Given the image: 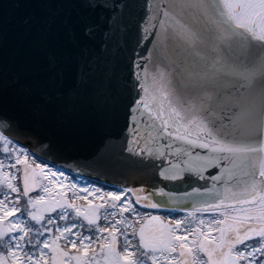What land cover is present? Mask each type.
<instances>
[{
  "label": "snow or ice",
  "instance_id": "6c2138e0",
  "mask_svg": "<svg viewBox=\"0 0 264 264\" xmlns=\"http://www.w3.org/2000/svg\"><path fill=\"white\" fill-rule=\"evenodd\" d=\"M76 2L101 10L100 23L84 21L83 35L95 39L106 23L101 49L111 43L123 58L106 73L107 85H115L107 98L125 119L119 150L160 180L109 191L80 185L71 177L77 158L30 152L27 140L37 137L0 95V264H264V130L242 106L227 126L202 102L186 107L155 63L168 57L169 42L184 52L222 34L264 47V0ZM64 25L74 37L67 19ZM83 51L81 83L95 71V58ZM5 72L0 63V85ZM199 181L212 186H192ZM189 201L183 219L141 211L179 210ZM203 213L211 215L198 219ZM143 222L155 227L146 230Z\"/></svg>",
  "mask_w": 264,
  "mask_h": 264
},
{
  "label": "water",
  "instance_id": "95a60500",
  "mask_svg": "<svg viewBox=\"0 0 264 264\" xmlns=\"http://www.w3.org/2000/svg\"><path fill=\"white\" fill-rule=\"evenodd\" d=\"M100 12L76 0L47 6L39 0H0V63L6 70L0 95L7 110L37 137L27 140L36 156L75 157L79 167L73 164L74 174L111 185L148 188L160 178L121 154L125 119L106 94V89L113 94L115 90L114 84L106 83L108 68L122 66L123 58L113 54L111 43L107 52L101 49L106 23L95 39L83 35L84 21L100 23ZM192 18L186 17L190 22ZM84 49L87 59L95 58V71L81 83L77 67ZM167 50L168 57H157L155 63L168 73L171 90L186 107L202 102L227 126L226 118L242 106L253 126L264 130V47L222 34L215 42H202L184 52L174 50L169 42ZM50 57L56 60L55 68ZM216 127L221 129L220 123ZM45 141L50 148L44 147ZM65 163L72 162L58 161ZM201 185L205 182L192 186ZM205 186L211 187V181ZM192 203L181 208H192Z\"/></svg>",
  "mask_w": 264,
  "mask_h": 264
},
{
  "label": "trees",
  "instance_id": "16d2710c",
  "mask_svg": "<svg viewBox=\"0 0 264 264\" xmlns=\"http://www.w3.org/2000/svg\"><path fill=\"white\" fill-rule=\"evenodd\" d=\"M30 159L34 158L32 157L31 155L29 156ZM40 162V161H38ZM71 177H76L77 178V182L80 184V185H90V186H93V187H101L103 188L104 191H109V190H115L119 187L115 186V185H111V184H107V183H103V182H100V181H96V180H92V179H89V178H86V177H83L81 175H78V174H74V173H71ZM70 177V178H71ZM145 216H149L150 214L152 213H156V214H160L162 215L163 217H166V214L168 213V210H163V209H158V210H152V209H142L141 210ZM171 211V210H170ZM174 212V211H173ZM171 213V212H170ZM175 213H178V212H174ZM177 215V214H175ZM210 215H198V219L199 218H206ZM190 219V218H189ZM101 224L103 225V221H101ZM139 224L137 225V228H139Z\"/></svg>",
  "mask_w": 264,
  "mask_h": 264
},
{
  "label": "rangeland",
  "instance_id": "374dc122",
  "mask_svg": "<svg viewBox=\"0 0 264 264\" xmlns=\"http://www.w3.org/2000/svg\"><path fill=\"white\" fill-rule=\"evenodd\" d=\"M187 212H189V211H179V213H175V214H177V215H175L173 211H168V213L166 214V217H163L162 215L156 214V213H152L149 216H151V215H159V216H162L165 220H176V219H183ZM143 223H144V227L146 228V230L155 227L154 224H148L146 222H143Z\"/></svg>",
  "mask_w": 264,
  "mask_h": 264
},
{
  "label": "bare ground",
  "instance_id": "6f19581e",
  "mask_svg": "<svg viewBox=\"0 0 264 264\" xmlns=\"http://www.w3.org/2000/svg\"><path fill=\"white\" fill-rule=\"evenodd\" d=\"M115 186H117V187H122V185H115ZM163 210H168V211H174V212H178L179 213V211H192V208H180L179 210H175V209H172V208H170V209H163ZM211 215V214H209V213H203V214H198V215ZM198 215H197V217H198Z\"/></svg>",
  "mask_w": 264,
  "mask_h": 264
}]
</instances>
